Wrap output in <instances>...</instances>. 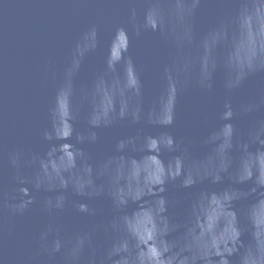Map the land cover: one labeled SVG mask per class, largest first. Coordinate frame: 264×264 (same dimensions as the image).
<instances>
[{
  "label": "water",
  "instance_id": "1",
  "mask_svg": "<svg viewBox=\"0 0 264 264\" xmlns=\"http://www.w3.org/2000/svg\"><path fill=\"white\" fill-rule=\"evenodd\" d=\"M0 264H264V0H0Z\"/></svg>",
  "mask_w": 264,
  "mask_h": 264
}]
</instances>
